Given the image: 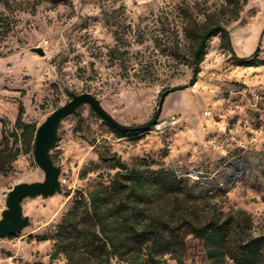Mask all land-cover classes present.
Listing matches in <instances>:
<instances>
[{
    "label": "rangeland",
    "instance_id": "374dc122",
    "mask_svg": "<svg viewBox=\"0 0 264 264\" xmlns=\"http://www.w3.org/2000/svg\"><path fill=\"white\" fill-rule=\"evenodd\" d=\"M223 2L68 0L54 6L43 0L33 14L16 13L18 23L0 45V149L12 145L19 107L22 120L38 128L84 93L123 126H153L142 138L119 141L87 104L64 118L49 151L60 190L22 201L29 224L15 237L0 238V264H64L61 257L50 261L51 246L29 236L51 234L75 196L107 183L114 170L99 157L106 150L128 165L144 160L176 167L191 194H214L211 202L222 211L246 212L254 233L264 234V0H247L237 20L224 21L235 55L220 48V37L212 38L195 85L170 92L159 104L160 92L191 79L187 21L202 23L205 13L221 18ZM38 47L44 56L33 52ZM257 47L263 65H236ZM0 178L6 199L18 184L45 180L33 151L19 154ZM184 237L183 264H207L202 240Z\"/></svg>",
    "mask_w": 264,
    "mask_h": 264
},
{
    "label": "trees",
    "instance_id": "16d2710c",
    "mask_svg": "<svg viewBox=\"0 0 264 264\" xmlns=\"http://www.w3.org/2000/svg\"><path fill=\"white\" fill-rule=\"evenodd\" d=\"M42 1L0 0L5 10L0 13V45L14 31L18 23L16 13L33 14ZM45 1L57 6L68 0ZM246 3L247 0H224L218 13L221 18L215 13H205L202 23L187 21L183 31L191 44L192 76L187 86L160 92V105L170 92L195 85L212 38L220 37V48L235 55L224 24L237 20ZM258 53L259 47L249 57L236 58V65H263ZM22 115L23 109L19 107L11 134L12 145L6 143L0 149L3 175L19 154L33 151L37 127L24 122ZM107 126L117 138L139 139L153 125L131 127L134 130L126 132ZM99 157L112 163L114 174L107 183L97 184L85 196H75L51 234L29 236L38 242H51L50 261L61 257L64 264H111L113 259L124 264H166L164 257L169 256L177 264H183L184 236L188 234L202 240L207 264L262 263L264 234L254 233L253 221L246 212L222 211L211 202L216 196L210 192L205 197L191 194L184 176L171 168L152 167L144 160L128 165L109 150Z\"/></svg>",
    "mask_w": 264,
    "mask_h": 264
},
{
    "label": "water",
    "instance_id": "95a60500",
    "mask_svg": "<svg viewBox=\"0 0 264 264\" xmlns=\"http://www.w3.org/2000/svg\"><path fill=\"white\" fill-rule=\"evenodd\" d=\"M33 52L44 56L42 48H34ZM89 105L93 111L107 124L120 131H131L134 128L126 127L108 116L100 107L98 101L90 94L84 93L73 96L64 106L54 111L41 124L35 135L33 153L36 163L43 171L45 180L43 182L22 183L13 187L6 199V210L0 219V238L11 234H19L29 224V220L23 217L21 203L30 197H50L60 190L59 169L50 159L49 151L57 139V128L59 123L66 117L75 113L81 105Z\"/></svg>",
    "mask_w": 264,
    "mask_h": 264
},
{
    "label": "crops",
    "instance_id": "0c3cea01",
    "mask_svg": "<svg viewBox=\"0 0 264 264\" xmlns=\"http://www.w3.org/2000/svg\"><path fill=\"white\" fill-rule=\"evenodd\" d=\"M117 140H125V141H128V140H134V139H132V138H128V137H123V138H118ZM169 168H171V169H173V170H175L176 172H177V168L176 167H169ZM3 179H2V181H1V178H0V212H2V211H4L5 210V208H4V203H5V201H6V195H7V192H5V190H4V186L3 185H1V183H3ZM37 235H39V234H37ZM34 240V239H33ZM37 242V241H36ZM39 243H48L50 246H51V248H52V244H51V242L50 241H44V242H39Z\"/></svg>",
    "mask_w": 264,
    "mask_h": 264
},
{
    "label": "bare ground",
    "instance_id": "6f19581e",
    "mask_svg": "<svg viewBox=\"0 0 264 264\" xmlns=\"http://www.w3.org/2000/svg\"><path fill=\"white\" fill-rule=\"evenodd\" d=\"M169 101H170V99L166 102V104H168L169 103Z\"/></svg>",
    "mask_w": 264,
    "mask_h": 264
}]
</instances>
